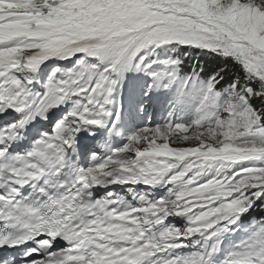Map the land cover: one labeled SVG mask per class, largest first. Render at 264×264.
I'll return each mask as SVG.
<instances>
[{
    "label": "snow or ice",
    "instance_id": "snow-or-ice-1",
    "mask_svg": "<svg viewBox=\"0 0 264 264\" xmlns=\"http://www.w3.org/2000/svg\"><path fill=\"white\" fill-rule=\"evenodd\" d=\"M0 264H264V0H0Z\"/></svg>",
    "mask_w": 264,
    "mask_h": 264
},
{
    "label": "bare ground",
    "instance_id": "bare-ground-1",
    "mask_svg": "<svg viewBox=\"0 0 264 264\" xmlns=\"http://www.w3.org/2000/svg\"><path fill=\"white\" fill-rule=\"evenodd\" d=\"M126 194V193H125Z\"/></svg>",
    "mask_w": 264,
    "mask_h": 264
}]
</instances>
